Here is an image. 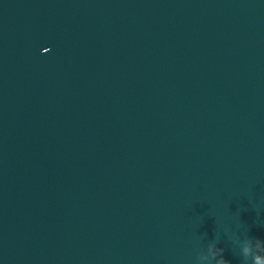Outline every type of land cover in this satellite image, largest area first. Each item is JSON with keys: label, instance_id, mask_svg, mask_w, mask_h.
Here are the masks:
<instances>
[{"label": "water", "instance_id": "95a60500", "mask_svg": "<svg viewBox=\"0 0 264 264\" xmlns=\"http://www.w3.org/2000/svg\"><path fill=\"white\" fill-rule=\"evenodd\" d=\"M264 264V0H0V264Z\"/></svg>", "mask_w": 264, "mask_h": 264}, {"label": "clouds", "instance_id": "9594fccd", "mask_svg": "<svg viewBox=\"0 0 264 264\" xmlns=\"http://www.w3.org/2000/svg\"><path fill=\"white\" fill-rule=\"evenodd\" d=\"M225 264H229V262L228 261H225ZM242 264H243V262H242Z\"/></svg>", "mask_w": 264, "mask_h": 264}]
</instances>
